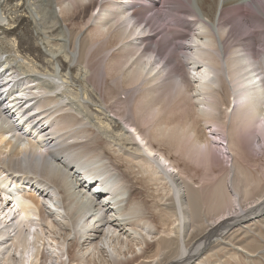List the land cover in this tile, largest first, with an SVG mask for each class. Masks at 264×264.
Masks as SVG:
<instances>
[{
    "label": "bare ground",
    "instance_id": "bare-ground-1",
    "mask_svg": "<svg viewBox=\"0 0 264 264\" xmlns=\"http://www.w3.org/2000/svg\"><path fill=\"white\" fill-rule=\"evenodd\" d=\"M64 1L76 5L68 21L83 19L77 31L60 23L56 0H0V88L20 85L7 91L13 98L0 111V264H209L202 257L228 247L234 256L264 259V167L254 176L240 166L250 161L245 150L254 145L247 133L260 135L255 145L264 151V69L253 65L251 41L229 36L249 18L264 28V0H165L161 7L160 0H147L139 8L133 1L144 0ZM178 8L193 17L183 52L187 78L172 74L168 58H157L162 38L150 42V49L143 45L150 41L151 18L143 19L144 27L134 22L139 10H155L158 18L171 16L178 24L172 14ZM90 21L101 32L117 28L115 42L88 39L82 29ZM130 62L135 66L119 88L127 93L124 102L115 97L111 104L122 102L124 110L114 112L90 77L102 82ZM222 82L228 102H219L224 111L218 117L222 96L216 89ZM76 121L87 147L64 142ZM215 126L225 136L229 166L213 150L220 138ZM198 128L201 136L195 135ZM101 137L159 184L160 230L143 203L128 198L126 180L113 173L108 158L92 147ZM152 139L203 168L204 175L195 182ZM97 190L103 199L95 197Z\"/></svg>",
    "mask_w": 264,
    "mask_h": 264
},
{
    "label": "rangeland",
    "instance_id": "rangeland-1",
    "mask_svg": "<svg viewBox=\"0 0 264 264\" xmlns=\"http://www.w3.org/2000/svg\"><path fill=\"white\" fill-rule=\"evenodd\" d=\"M54 6L56 8V13L59 16L60 23L65 28H67L69 30L77 31L79 29V26H80L81 23L79 25H76V23L77 22H82L83 23V19L81 17L77 19L75 17L76 15H74L73 19L68 21V19L71 17L69 15L73 11H74V14H75L76 5L72 6V5L68 4L64 0H56ZM64 6L66 7V9L67 8L71 9V12L68 15H66L65 11H64V13H62L63 10H65ZM178 9L180 11H178L177 13H172L174 16L176 15V18H178V20H177L178 24H176V23L172 24L171 23V19H173V17L171 18V16H168V18H166L165 15H161L158 18L157 15L151 16L152 11L146 13V10H144L143 12L139 10L134 15V22L135 21L139 22V25L144 27L143 24H142L144 22L143 19L151 18V21L149 22V24L151 23V26H150L151 28L148 26L149 30L152 31V29H154L155 32L158 31L159 33H155V32L148 33L147 32V34L150 35V38H149L150 41L144 42L143 45L146 46V44H147V46H148V44H149V46H148L149 48H147V49H150L151 48L150 44L152 42L157 41L158 39L160 40V38H162V41L160 40V42H159L160 43V49L158 51L159 56H157V58H160V59L163 58V60H164V58H168L167 68L173 69V70L176 69L175 71L172 72V74L174 75L176 73L175 75H183L185 78H187L188 77V74H187V71H186L187 59L184 58V55H185L184 53L188 51L186 46H188V43L190 41L189 39L192 37V30L191 29H192L193 23L190 22V21L193 19V17L190 16L186 12V9H183V8L182 9L178 8ZM241 9H243V8H241ZM60 13H61V15H60ZM169 18H170V20H169ZM180 19H182V20H180ZM179 20L183 21V22L180 23ZM189 22H190V24H189ZM249 22H251L252 24L249 23ZM253 22H255V21L254 20L252 21L249 18L248 24H245V25L242 24L241 26L236 28L235 31L231 32V34L229 36L230 37L240 36L241 39L243 41L244 40L247 41V43L249 41H251V42H249L251 44V48L253 49L254 52H256L255 57H254L255 62H253V65L254 66H258L261 63V66L264 69V61H263V57H262L263 52H264V35H263L264 34V31H263L264 28L261 27L262 29L260 28V30H259V28H255L253 26ZM14 25H15V23H13L11 25V27L14 26ZM105 26H107V25L104 24V27ZM98 27H99V25H98ZM98 27H94L92 22L90 21L88 23V25L85 26L82 29V32H85V34L87 35L88 39H89V37H92L94 40L100 38V40L102 41L103 45H107L110 42H113V43L115 42V38L112 35L115 32H117V28L114 29L113 27L110 28L109 26H107V27H105L104 31L101 32V31L97 30ZM146 29H148V28L146 27ZM196 29H197L196 30L197 33H204V29L203 28H198V26H197ZM261 30H262V34L260 33ZM254 32H257V33L252 34V36H251L252 40H251V37H249V34L254 33ZM167 33H168L169 37L166 35ZM152 36H154V37H152ZM143 45H140V47L144 48ZM29 47L31 48V51L36 50L35 49V47H36L35 45L33 47L31 45H29ZM260 59H261V61H260ZM90 64H91L90 67L92 66L94 68V66L92 65L93 62L90 63ZM134 66H135V64H132V62H130L128 65L123 67V69L121 71H119L117 73V75H115V76H109L108 75V76L104 77V80L102 82H97V80L94 79L93 74H92V77H90V78H93V81H92V79H90V84H93L94 87L97 85L96 86V91L99 93L101 99L104 100V102L108 105V108H111L112 111H114V109H115L114 112H119V113L121 112L122 113L123 110H124V106H123L122 102H124V99H125L127 93H125L124 90H120L119 88H122V87L125 86L124 85L123 76L125 74L130 73L131 70L134 68ZM93 68H92V71H93ZM219 77H220V75H219ZM112 78H115V80H112ZM191 83L190 82L188 83V89L191 88ZM139 86L142 89L146 86L144 79H142L140 81ZM36 89H37V87H35V90ZM225 89L226 88H225V85L223 84V82L221 84L218 83V87L216 89V93L219 96L220 95L222 96V98H221V96L220 97L218 96V98H221V99L218 100V104H217V113L216 114H217L218 117H221L222 116V112L224 111L223 110L224 106H222L220 108L221 105H220L219 102H221V100L223 99L222 102L224 101V103H226V101L228 100V97L226 95V90ZM122 91H124L123 92L124 94L122 93ZM115 97H117V99L119 98L118 99L119 102L123 100L120 104L117 105V107L111 106L113 101H115ZM46 105L48 107H51V108H54V109L56 108L55 106H58L57 104H53V103L46 104ZM175 106H177V104H175ZM218 106H219V108H218ZM119 110H121V111H119ZM218 110H220V111H218ZM219 114H220V116H219ZM117 119H118V117H117ZM200 123L201 122L198 123V127H199V125H200V127H202ZM80 124L81 123L76 121V123L73 126H71V128L67 131V134H65L63 138H64V142H73V143L75 142V144H74L75 146H78L79 148L81 146V147L84 148V147H87V146H85V143L88 142V140H87L88 138L87 137H82V138L78 137V135H79L78 130H80V128H81ZM86 129L94 133V130L92 128L87 127ZM211 129L213 130V134H216L217 136L220 135L219 131H215L216 129H219V126L212 127ZM73 130H75V131H73ZM203 131L204 130H202L201 128H198V130L195 132V135H200L201 136L203 134ZM69 132L71 133V135H70ZM74 134H75V136H74ZM76 136L79 139H74L73 140V138H75ZM258 138L259 139L261 138L260 135H258V137L254 138L251 133H247L246 134V139L249 140V141L250 140L253 141L254 145H255V142L257 141ZM224 139H225V136L223 137L222 135H220V138L217 140L218 144L213 145V147L215 146L213 150L215 152L218 151L219 154H220L219 155L220 158L225 163L224 165H228L229 166L231 164V158L232 157L229 156L228 150L226 149V142L224 141ZM152 143H153V145L155 147H157V149L160 148V150L165 152V154L172 161L174 160L175 165H178L179 167H181L184 170V172L186 173V175L187 176L189 175V177H191L195 182H198L200 180V177H202L204 175L203 168L195 166L191 162L186 161L183 157H180L178 154H175L168 145L163 144V143H158L157 141H155L153 139H152ZM92 145H93L92 147H94V145H95L96 148H98L99 150L102 151L101 153H102V155L104 154V156H103L104 158H106V157L108 158V161L111 164V168L112 169L113 168L116 169V170L115 169L113 170V173H118L119 172L118 173L119 177L122 176L126 180V183L128 185L127 187L129 189V192L127 193L128 194V198L135 197L136 199L141 201L143 203L144 207H145L146 212H148L147 216H149V219L152 221L154 226L158 230H160L161 229L160 216H161V211L162 210L159 211V209H161L162 207H159L160 206V202L158 201V198H157V195H158V193L160 191H156V189H160L159 188V184L157 182H153L154 183L153 184L151 182V180L147 177V175L142 173V172H140V171H138L139 169H135L136 167H134L132 162H130L129 159L125 158V156L123 154H121V155L118 154L117 155V153H113L111 151L113 148L109 147L108 143L105 142L104 138H102V137L98 138V139L96 138V140L94 141V143ZM253 146H248L247 150H245V152L247 153V155H245V156H249L248 161L249 160L250 161L247 164H243V163L240 162V166L244 165V166H241V167H243V169H245V170H250L253 173V175L255 176L256 173H259V171L261 169V166L264 167V151L261 150V147H263L262 144L260 145L261 147L256 146V145L254 147ZM73 148H74V146H73ZM116 155L119 156V157H117ZM253 162L255 163V167H253V164H254ZM108 166H109V164H108ZM59 167L62 168V165L59 164ZM213 171H215V173H218L219 168L214 167ZM65 172L66 173H70L69 171H65ZM72 172H74L73 169H72ZM221 173H223V172H221ZM76 174H79V172L75 171L74 179L77 176ZM208 175H210V173H208ZM35 176L40 179L39 173L38 174L36 173ZM148 179L150 181H148ZM70 180H73L72 177L70 178ZM148 182H150V183H148ZM92 186H94V184L90 183V184H88L87 188L88 189H93ZM129 186H131V187H129ZM29 187H30V185H29ZM78 189H81V188H78ZM97 192L100 193L99 190H97ZM156 192H157V194H156ZM102 196H104V195H102ZM53 220H55V218H53ZM54 222H53V224H54ZM49 228H50V230H54V229H52V227H49ZM65 229H67V228H65ZM131 231L132 230H129V227L127 225L126 226V235L131 237L132 236V232ZM51 234H53V233H51ZM98 234L99 233H97L96 235H98ZM149 244H153V242L149 243ZM228 248H227V250H225V249H223V250H220V249L212 250V251L208 252L206 256L202 257L201 261L202 262L204 261V262L209 263V264H264V259L260 255L248 256L247 254L238 253V254H235V256H234L232 254V252H229ZM148 250L149 249L146 246L141 251V253L143 254L144 251L146 253V251L148 252ZM72 253H73V251L71 249V254ZM141 253H139L138 255H141Z\"/></svg>",
    "mask_w": 264,
    "mask_h": 264
}]
</instances>
